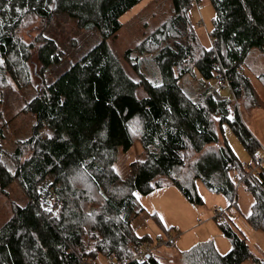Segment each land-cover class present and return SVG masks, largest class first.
Listing matches in <instances>:
<instances>
[{
  "label": "trees",
  "instance_id": "obj_1",
  "mask_svg": "<svg viewBox=\"0 0 264 264\" xmlns=\"http://www.w3.org/2000/svg\"><path fill=\"white\" fill-rule=\"evenodd\" d=\"M143 0H0V89L17 91L32 85L36 95L25 111L34 123L30 137L16 141L12 169L0 162L2 192L14 181L29 197L13 203V216L0 228V264H160L153 249L137 258L134 249L152 240L132 223L143 213L137 193L167 184L177 186L195 205L202 203L197 181L210 191L236 195L235 175L244 176L241 161L218 128L230 126L250 156L260 145L235 112L231 99L218 100L204 91L190 97L180 82L193 72L214 80L219 60L227 70L234 100L246 108L260 105L241 68L253 50L264 52V0H209L214 8L205 44L195 28L194 0H172L173 15L145 38L125 61L139 74L135 81L122 61L104 44L122 28V17ZM56 13H67L81 29L103 39L54 81L50 68L62 54L45 32ZM136 53L137 57H133ZM151 56L160 74L154 84L141 71L140 59ZM260 79L264 83V76ZM206 87V84H204ZM142 88L146 96L139 97ZM43 127L53 135L44 138ZM4 130L0 129V155ZM135 141L144 150L122 177L115 170L118 151ZM50 180L52 210L44 209L41 185ZM254 197L248 223L264 232V193L246 180ZM234 205V202L232 206ZM220 228L232 248L220 254L212 241L181 253L178 264H264L227 222ZM170 238V237H169Z\"/></svg>",
  "mask_w": 264,
  "mask_h": 264
},
{
  "label": "rangeland",
  "instance_id": "obj_2",
  "mask_svg": "<svg viewBox=\"0 0 264 264\" xmlns=\"http://www.w3.org/2000/svg\"><path fill=\"white\" fill-rule=\"evenodd\" d=\"M194 2L191 14L195 28L200 32L204 43L211 44L213 40L210 38L209 31L212 28L214 8L209 0H194ZM173 12L172 0H143L122 17L123 26L117 34L104 42L122 61L125 70L135 81H139L140 76L125 61L124 53L128 50L135 51V48L145 38L172 17ZM45 35L57 42L63 57L59 65L49 69L48 82L54 81L67 71L72 63L77 62L95 46L103 43V39L96 31L79 28L77 20L67 13H56ZM133 57H137V54L134 53ZM140 66L142 73L150 81L154 84L160 82L159 71L151 56L147 55L141 58ZM241 70L249 77L260 105L246 108L244 100L233 99L230 88H219L214 80L203 83L196 71L186 76L181 84L190 97H198L207 91L218 100L231 99L230 117H233L235 112L239 113L245 126L260 145L258 155L264 156V83L260 79L261 76H264V52L251 51ZM35 91V87L32 85L21 91L12 87L0 89V129L4 130L5 135L4 151L0 155V162L10 169H12L11 155L16 141L25 140L31 135L34 116L32 113L26 112L25 109L36 95ZM137 94L139 97L146 96L142 88L138 89ZM40 133L44 138L53 135L52 131L46 127H43ZM218 134L221 140L228 142L241 163L252 162L253 157L250 156L229 125L224 124L219 127ZM143 157L142 145L139 141H135L128 152H123L121 149L118 151L117 161L114 165L115 170L122 177H126L131 171V164L142 161ZM49 184L50 180H46L41 187L47 188ZM196 186L202 199V203L199 205L192 204L174 184H167L155 188L148 194L138 193L139 195L135 196V206L143 210L142 214L145 215L147 221L145 230L138 229L137 233L148 235L151 238L152 242L146 243L152 245L153 253L160 264H178L177 259L181 253L189 251L199 243L208 241L214 243L220 254L228 253L232 245L220 228L221 221H227L245 239L255 257L264 259V232L255 230L247 221L255 200L248 186L245 183L239 186L236 184V188H238L233 200L224 193L210 191L200 180L197 181ZM47 190L53 191L51 185ZM47 192L41 193L44 209L48 208L45 200L52 202L54 198ZM29 201V197L17 181L12 182L5 192H2L0 187V228L13 216V203L25 206ZM216 211L224 212V217L218 218ZM143 225L144 222H141L140 226ZM170 236L176 238L177 245L175 247L160 245ZM98 264H109V262L100 258ZM242 264H253V260L248 259Z\"/></svg>",
  "mask_w": 264,
  "mask_h": 264
},
{
  "label": "built area",
  "instance_id": "obj_3",
  "mask_svg": "<svg viewBox=\"0 0 264 264\" xmlns=\"http://www.w3.org/2000/svg\"><path fill=\"white\" fill-rule=\"evenodd\" d=\"M213 43H211L212 46H214ZM216 67H217V72L214 77L216 86L219 88L228 87L231 89L230 76L219 60L216 63ZM241 166L245 172V175L244 176L235 175L234 179L237 186H239L242 183H245V181L248 180L253 184H255L264 193V156L263 155L255 156L252 158L251 163L242 162ZM216 212H217L216 216L218 218H223L225 215L224 212H218V211ZM160 245H165L167 247H175L176 238L170 237L166 241H162ZM152 249H153L152 245L145 243L142 246L134 249V252L137 258L142 259L145 258L146 255H149ZM80 264H89V261L83 258L81 259Z\"/></svg>",
  "mask_w": 264,
  "mask_h": 264
},
{
  "label": "crops",
  "instance_id": "obj_4",
  "mask_svg": "<svg viewBox=\"0 0 264 264\" xmlns=\"http://www.w3.org/2000/svg\"><path fill=\"white\" fill-rule=\"evenodd\" d=\"M181 83H182V81L180 82V84ZM236 190H237V188H236ZM141 222H144V225L143 226H140ZM146 223H147V221H146L145 215L141 214V218L139 217L137 220H135L133 222V227L135 229H137V230L140 229V230L144 231L145 228H146V225H145ZM170 237H172V236H170ZM176 245H177V242H176Z\"/></svg>",
  "mask_w": 264,
  "mask_h": 264
},
{
  "label": "water",
  "instance_id": "obj_5",
  "mask_svg": "<svg viewBox=\"0 0 264 264\" xmlns=\"http://www.w3.org/2000/svg\"><path fill=\"white\" fill-rule=\"evenodd\" d=\"M49 186H50V184L47 186V188L40 187L39 192L42 193V194L43 193L45 194L48 191L47 189H49ZM47 193L51 197L54 196V192L52 190L48 191ZM45 202L47 203V206H48V208H46V209H48V210L51 209L52 210V202L51 201H48V200H45Z\"/></svg>",
  "mask_w": 264,
  "mask_h": 264
},
{
  "label": "snow or ice",
  "instance_id": "obj_6",
  "mask_svg": "<svg viewBox=\"0 0 264 264\" xmlns=\"http://www.w3.org/2000/svg\"><path fill=\"white\" fill-rule=\"evenodd\" d=\"M0 63H2V60H0ZM137 195H139V194L137 193ZM49 211H51V209H49Z\"/></svg>",
  "mask_w": 264,
  "mask_h": 264
}]
</instances>
